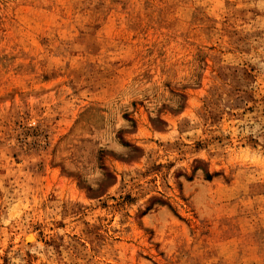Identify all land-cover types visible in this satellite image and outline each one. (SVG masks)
Returning <instances> with one entry per match:
<instances>
[{
  "label": "rangeland",
  "instance_id": "rangeland-1",
  "mask_svg": "<svg viewBox=\"0 0 264 264\" xmlns=\"http://www.w3.org/2000/svg\"><path fill=\"white\" fill-rule=\"evenodd\" d=\"M0 264H264V0H0Z\"/></svg>",
  "mask_w": 264,
  "mask_h": 264
},
{
  "label": "bare ground",
  "instance_id": "bare-ground-1",
  "mask_svg": "<svg viewBox=\"0 0 264 264\" xmlns=\"http://www.w3.org/2000/svg\"><path fill=\"white\" fill-rule=\"evenodd\" d=\"M26 240L29 241H33L34 240V236L32 234H29L26 236Z\"/></svg>",
  "mask_w": 264,
  "mask_h": 264
}]
</instances>
